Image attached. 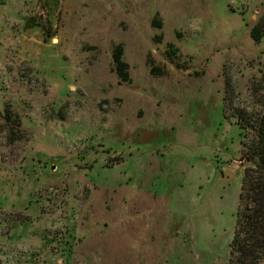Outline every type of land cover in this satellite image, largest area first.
Segmentation results:
<instances>
[{"label": "rangeland", "instance_id": "1", "mask_svg": "<svg viewBox=\"0 0 264 264\" xmlns=\"http://www.w3.org/2000/svg\"><path fill=\"white\" fill-rule=\"evenodd\" d=\"M263 15L0 0V264H228L246 164L224 102L264 96Z\"/></svg>", "mask_w": 264, "mask_h": 264}, {"label": "trees", "instance_id": "2", "mask_svg": "<svg viewBox=\"0 0 264 264\" xmlns=\"http://www.w3.org/2000/svg\"><path fill=\"white\" fill-rule=\"evenodd\" d=\"M250 34L257 43L264 42V15ZM114 69L129 81V64L123 61L122 46L115 49ZM224 112L242 129V158L246 164L228 264H264V96L256 97L251 106H233L227 95Z\"/></svg>", "mask_w": 264, "mask_h": 264}, {"label": "crops", "instance_id": "3", "mask_svg": "<svg viewBox=\"0 0 264 264\" xmlns=\"http://www.w3.org/2000/svg\"><path fill=\"white\" fill-rule=\"evenodd\" d=\"M128 210H129V209H127V208H123V209H122V214L125 213V212H128ZM129 211H130V210H129ZM130 212H131V211H130Z\"/></svg>", "mask_w": 264, "mask_h": 264}]
</instances>
